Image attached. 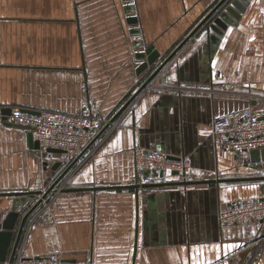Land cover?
Returning <instances> with one entry per match:
<instances>
[{"label":"crops","instance_id":"1","mask_svg":"<svg viewBox=\"0 0 264 264\" xmlns=\"http://www.w3.org/2000/svg\"><path fill=\"white\" fill-rule=\"evenodd\" d=\"M219 1L0 0V112L75 113L87 97L94 111L115 114ZM133 16L134 25L127 21ZM233 21L214 52L206 29L176 51L163 82L192 90L157 89L136 100L58 195L55 221L25 229L26 257L229 264L236 255L239 264H264V241L248 246L261 230L221 228L216 218L221 203L264 196V181L252 180L264 176L263 165L212 136L214 117L263 105L257 96H264V0H248ZM151 46L159 58L138 72L143 60L137 55ZM29 132L0 114V193L38 189L65 169L52 170L64 154L34 152ZM136 146L187 157L192 183L164 185L179 181L172 171L140 174ZM146 172L153 183H143ZM212 180L233 182H206ZM12 201L0 197V220Z\"/></svg>","mask_w":264,"mask_h":264},{"label":"built area","instance_id":"2","mask_svg":"<svg viewBox=\"0 0 264 264\" xmlns=\"http://www.w3.org/2000/svg\"><path fill=\"white\" fill-rule=\"evenodd\" d=\"M167 65L168 63L153 76L116 118L114 117L117 112L108 116L94 111L87 97L83 99L80 110L75 113L51 110L25 112L20 107H12L8 121L30 127L35 132L41 155H44L48 149L64 151L65 159L61 162L66 168L84 152L59 182L55 190L44 198L42 194L38 196V199H41V203L28 218L25 226L26 232L35 225L52 224L55 221L52 205L58 195L68 187L71 178L78 169L119 127L122 118L131 110L137 99L149 91L157 89H176L179 92L192 90L181 85L165 84L163 78ZM198 92L204 94L205 92L214 93L213 90L206 91L203 89H199ZM257 97L263 101L260 110L246 108L232 111L214 117L211 125L212 136L214 139H219L221 147L235 154L246 155L249 160L251 151L264 148V96ZM134 153L136 169L140 174H143L147 169H158L162 173L176 171L177 174L175 176L178 177L179 181H187L191 175V162L185 156L171 158L162 149L153 148L146 150L141 146H136ZM153 182L154 179L151 176H146L143 179L145 184ZM45 192L46 189H43L42 193ZM216 218L221 228L254 225L261 230V233L248 246H257L264 241V200L261 197L221 203L217 210ZM23 244H19L13 261L6 260L4 264H77L62 259L26 257ZM229 260L231 261L229 264H239L236 255H232Z\"/></svg>","mask_w":264,"mask_h":264},{"label":"water","instance_id":"3","mask_svg":"<svg viewBox=\"0 0 264 264\" xmlns=\"http://www.w3.org/2000/svg\"><path fill=\"white\" fill-rule=\"evenodd\" d=\"M130 1V0H123ZM248 0H220L219 3L201 20V22L197 25V27L184 39V41L179 45V47L170 55L168 58L161 63L157 69L152 73V75L143 83V85L135 92V94L119 109L114 118H116L122 110L139 94L142 88L153 78V76L162 69L173 57L176 51L180 50L188 40H190L195 34H197L201 29H206L209 33V38L212 45V52L218 45L220 37L223 35L224 31L227 29L228 25L233 24V20H237L239 18V14L242 13L245 5ZM125 11L131 13L134 11L133 5H126ZM129 24H137L138 19L133 16L129 17L127 20ZM132 34H138V29H132ZM137 57L143 60V63L140 65L138 72H142L143 70L149 68L158 58L159 53L152 46L148 47L142 52H139ZM11 111L8 109L7 111H1L3 121H5L9 125H13L18 128L30 130L29 132V140L30 147L34 149V152L41 156L39 151V143L34 139L32 129L30 127L21 126L8 121V116ZM47 153L49 154H64V151L59 149H48ZM84 154V152L78 156L70 165H68L53 181V183L49 186L45 193L42 191L32 190L25 192H7L0 193V197H13L12 206L10 210L0 220V264H4L6 260L10 262L13 261L16 252L18 250L22 234L24 232L26 223L28 218L33 214V212L37 209V207L41 203V199H35L37 195H41L42 197L48 196L53 190H55L56 186L59 182L65 177V175L71 170L74 164L78 161V159ZM240 155V153H237ZM250 161L252 164H262L264 168V148L259 150L255 149L250 152ZM171 158H178V156H171ZM45 167L48 166V161L45 162ZM62 165V162L58 161L55 165L52 166V170L56 171ZM150 172V169H147ZM145 173V176L149 175ZM173 175H176L177 172L173 171ZM252 180L264 181V176L254 177ZM237 181V180H235ZM239 181V180H238ZM208 183H222V182H233L232 180H221V181H206ZM190 181H176L171 183H164V185H188L191 184ZM140 185H137V187ZM148 185H144L146 187ZM67 189H64V191ZM93 190H96L93 188ZM264 200V196L261 197Z\"/></svg>","mask_w":264,"mask_h":264},{"label":"rangeland","instance_id":"4","mask_svg":"<svg viewBox=\"0 0 264 264\" xmlns=\"http://www.w3.org/2000/svg\"><path fill=\"white\" fill-rule=\"evenodd\" d=\"M52 183H53V182H52ZM52 183H50V182L45 183L42 187H40V188H38V189H32V190L42 191L43 189H46V191H47V189L49 188V186H50ZM32 190H29V191H32ZM38 196H39V195H37L35 199H38Z\"/></svg>","mask_w":264,"mask_h":264},{"label":"snow or ice","instance_id":"5","mask_svg":"<svg viewBox=\"0 0 264 264\" xmlns=\"http://www.w3.org/2000/svg\"><path fill=\"white\" fill-rule=\"evenodd\" d=\"M228 247H229V248H232V247H234V246H233V245H229Z\"/></svg>","mask_w":264,"mask_h":264}]
</instances>
